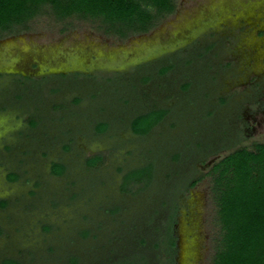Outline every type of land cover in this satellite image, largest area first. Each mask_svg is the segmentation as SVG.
Segmentation results:
<instances>
[{"label": "rangeland", "instance_id": "374dc122", "mask_svg": "<svg viewBox=\"0 0 264 264\" xmlns=\"http://www.w3.org/2000/svg\"><path fill=\"white\" fill-rule=\"evenodd\" d=\"M263 142L264 0H175L124 37L45 6L0 32V264H212L210 167Z\"/></svg>", "mask_w": 264, "mask_h": 264}, {"label": "trees", "instance_id": "16d2710c", "mask_svg": "<svg viewBox=\"0 0 264 264\" xmlns=\"http://www.w3.org/2000/svg\"><path fill=\"white\" fill-rule=\"evenodd\" d=\"M45 6L59 19L72 15L99 19L105 31L124 37L150 30L160 18L174 11L175 0H0V32L27 27ZM165 114V109H152L136 115L130 122L132 132L148 133ZM105 127L101 123L97 129L101 131ZM99 159L96 155L88 163L94 165ZM63 170L60 163L52 165L53 173L60 174ZM208 174L220 223L212 264H264V142L255 143L251 149L238 147L229 151L212 163ZM151 177V165L131 169L123 176V188L146 184ZM196 182L197 179L190 185ZM2 264L20 263L6 258Z\"/></svg>", "mask_w": 264, "mask_h": 264}, {"label": "flooded vegetation", "instance_id": "af4514ba", "mask_svg": "<svg viewBox=\"0 0 264 264\" xmlns=\"http://www.w3.org/2000/svg\"><path fill=\"white\" fill-rule=\"evenodd\" d=\"M62 74L65 73V72H61Z\"/></svg>", "mask_w": 264, "mask_h": 264}]
</instances>
